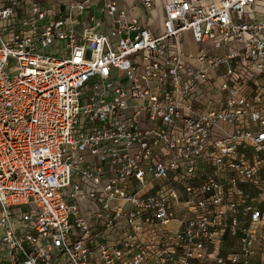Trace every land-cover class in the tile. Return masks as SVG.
<instances>
[{
    "label": "built area",
    "instance_id": "built-area-1",
    "mask_svg": "<svg viewBox=\"0 0 264 264\" xmlns=\"http://www.w3.org/2000/svg\"><path fill=\"white\" fill-rule=\"evenodd\" d=\"M141 2L0 0V264L264 256V0Z\"/></svg>",
    "mask_w": 264,
    "mask_h": 264
},
{
    "label": "crops",
    "instance_id": "crops-1",
    "mask_svg": "<svg viewBox=\"0 0 264 264\" xmlns=\"http://www.w3.org/2000/svg\"><path fill=\"white\" fill-rule=\"evenodd\" d=\"M117 3L119 4L120 9H123L127 11L128 13L132 15L131 11L137 15L141 16L144 14V7L141 2V0H116ZM132 9V10H131ZM153 17L152 18H147L146 22L150 28L157 34L160 35L164 32V9L160 1H157L155 9L152 12ZM93 15L96 19L100 18L102 15V8L98 7L94 12ZM85 17H81L83 19ZM107 31V29H105ZM108 32V31H107ZM185 40H186V51L189 54H196L197 53V45L193 39V36L191 33H186L185 34ZM248 156V155H247ZM210 172H213L212 170ZM240 187L244 189L247 193H249L253 198H254V206L257 207L260 210H264V197L259 200L255 197V190H259V192H263L262 194L259 193L260 195H264V184L260 187H255L249 184H240ZM82 206L84 210H88L92 206L89 205L86 202H82ZM240 220V228L238 230L237 235H232L230 230H226L225 233L221 236L220 240L212 246L211 250L214 251L215 253L219 254L220 256H228L231 253L238 252L240 249V240L243 235L242 229L247 226L248 220H249V215H243L240 214L238 217ZM228 223H231V218H228ZM168 228L171 231H176L178 229L182 228V224L176 221H172L169 225ZM156 264V263H153ZM190 264H199L197 261H191ZM247 264H264V256L261 252H257L255 256H253L251 259H249Z\"/></svg>",
    "mask_w": 264,
    "mask_h": 264
},
{
    "label": "rangeland",
    "instance_id": "rangeland-1",
    "mask_svg": "<svg viewBox=\"0 0 264 264\" xmlns=\"http://www.w3.org/2000/svg\"><path fill=\"white\" fill-rule=\"evenodd\" d=\"M255 191H256L255 194H254L255 197H256L257 199L261 200V199L264 197V195H260V196H259V193L262 194L263 192H259V190H255Z\"/></svg>",
    "mask_w": 264,
    "mask_h": 264
}]
</instances>
